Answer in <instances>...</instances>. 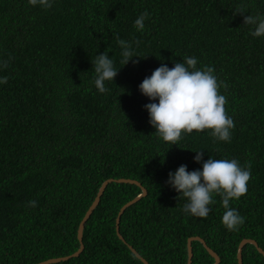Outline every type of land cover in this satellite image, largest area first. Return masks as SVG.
I'll list each match as a JSON object with an SVG mask.
<instances>
[{
    "label": "trees",
    "instance_id": "16d2710c",
    "mask_svg": "<svg viewBox=\"0 0 264 264\" xmlns=\"http://www.w3.org/2000/svg\"><path fill=\"white\" fill-rule=\"evenodd\" d=\"M147 10L145 30L134 21ZM264 14V0H55L51 9L28 0H0V264H39L81 248L79 227L103 184L113 181L87 220L80 255L51 264H189V238L200 236L221 257L239 264L246 238L264 249V37L244 24ZM117 37L133 45L123 65ZM108 52L119 69L107 91L95 87L92 59ZM215 69L234 122L231 142L210 129L159 137L139 89L161 64L183 57ZM226 85V86H225ZM237 159L250 167L248 191L231 201L245 218L238 230L222 223L221 197L207 217L183 211L186 198L168 183L170 171L193 157ZM35 200L36 207L29 201ZM118 226L125 241L118 234ZM192 264H214L193 242ZM243 264H264L254 244Z\"/></svg>",
    "mask_w": 264,
    "mask_h": 264
},
{
    "label": "clouds",
    "instance_id": "9594fccd",
    "mask_svg": "<svg viewBox=\"0 0 264 264\" xmlns=\"http://www.w3.org/2000/svg\"><path fill=\"white\" fill-rule=\"evenodd\" d=\"M33 7L51 9L55 0H28ZM150 13L145 10L134 21L137 31L145 30V20ZM244 24L251 26L253 37H264V14H249L244 17ZM122 50L123 65L133 55L131 42L117 37ZM96 74L95 87L100 93L107 91L106 81H112L119 69L108 52H102L92 59ZM198 59L193 56L183 57L173 67L166 63L157 67L150 76H146L139 85L143 95L151 102L144 105L149 113V122L156 129L159 137L171 145L179 144L182 134L195 131L211 130V135L218 141L231 142L232 130L235 128L233 118L226 113V97L220 94L223 82L218 81L215 69L205 65L197 68ZM6 67L7 62H0ZM6 77H0V84L6 83ZM226 86V85H225ZM196 151L193 159L202 163V168L189 170L181 164L170 171L167 183L180 197L186 198L183 211L195 217H207L215 203L214 197H221L223 225L230 231L238 230L245 222L239 211L231 207V201L239 199L248 191L251 179L250 167H245L233 159H204L201 150ZM35 200L29 201L30 207H36Z\"/></svg>",
    "mask_w": 264,
    "mask_h": 264
},
{
    "label": "water",
    "instance_id": "95a60500",
    "mask_svg": "<svg viewBox=\"0 0 264 264\" xmlns=\"http://www.w3.org/2000/svg\"><path fill=\"white\" fill-rule=\"evenodd\" d=\"M113 181L123 182V183H135V184L139 185L143 189V193L140 196H138L137 198L133 199L132 201L128 202L127 204H125L123 206V208L121 209V212L119 214V217H118V225H119V222L121 220V216L123 215V213L125 212V210L128 207H130L131 205H133L134 203H136L137 201H139L142 197L146 196L147 193H148L147 188L144 187L143 184L141 182L137 181V180L128 179V178L109 179V180H107L103 184V186L101 187V189L99 191V194L97 195L94 203L92 204V206L88 210L85 218L83 219V221L80 224L78 236H79V240L81 242V248L76 253H74L73 255L66 256V257L49 259V260L43 261V262H41L39 264H51V263H55V262H60V261L68 260L71 257L78 256V255L81 254V252L85 248V245H84V242H83L85 224H86L87 220L89 219V217L91 216V214L93 213V211L96 208V206L100 203V201L102 199V196H103V194H104L107 186L109 185V183H111ZM118 234H119L120 238H122L125 241V239L121 235L120 227L119 226H118ZM195 240H199V241L203 242V244L205 245L206 249L215 258V263L214 264H220L221 263V257H220V255L213 248H211L208 245V243L206 242V240L204 238H202L200 236H193V237H190L189 238V254H190L189 264H192L193 263V257H194L193 242ZM248 244H254L257 247L258 251L264 255V249L260 246V244L258 243L257 240L252 239V238H246V239H244L241 242L240 247H239V252H238L239 264H243L244 263V261H243V251H244L245 246L248 245ZM130 247H131L132 251L136 254V256L138 258H140L145 264H151L145 257H143L141 255V253L137 249H135L131 245H130Z\"/></svg>",
    "mask_w": 264,
    "mask_h": 264
}]
</instances>
